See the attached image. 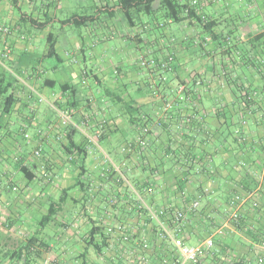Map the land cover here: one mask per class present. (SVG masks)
<instances>
[{"label":"crops","instance_id":"0c3cea01","mask_svg":"<svg viewBox=\"0 0 264 264\" xmlns=\"http://www.w3.org/2000/svg\"><path fill=\"white\" fill-rule=\"evenodd\" d=\"M202 4L208 19H217L211 54L201 49L197 25L172 29L171 23L164 31L170 40L162 33L153 39L144 34L150 29L144 26L146 13L134 12L129 21L113 0H0V88L14 99L10 113L0 109V264H78L84 258L88 264H125L87 245L92 229L107 224L126 225L136 237L131 254L125 248L118 253L132 263L137 264L136 254L149 257L148 264L172 258L171 245L158 239L139 211L138 195L154 209L188 211L198 203L183 233L189 245H198L212 230H226L203 264H242L258 250L252 237L229 221L227 202L235 193H250L241 210L244 224L264 231V213L252 206L254 201L264 207V186L250 172L256 161L264 171V66L257 67L259 57L264 60V0ZM68 10L83 13L63 16ZM71 26L84 30L64 48L59 36ZM51 35L54 57L48 56ZM117 41L129 45L114 53L130 68L123 69L121 60L98 70V55L110 61L104 51ZM169 53L175 56L171 71L151 64ZM140 57L151 62L141 70L143 85L133 67ZM182 78L194 90L188 100L176 92ZM243 84L260 97L246 128L237 125L244 114ZM65 114L75 131L71 139ZM143 124L149 129L146 145L123 150ZM71 140L76 147L69 155L63 146ZM110 163L130 188L114 183ZM71 187L67 200L58 203ZM109 195L116 204L108 202ZM139 239L148 242V251Z\"/></svg>","mask_w":264,"mask_h":264},{"label":"trees","instance_id":"16d2710c","mask_svg":"<svg viewBox=\"0 0 264 264\" xmlns=\"http://www.w3.org/2000/svg\"><path fill=\"white\" fill-rule=\"evenodd\" d=\"M194 1H196V3H194ZM113 2H114L115 6L120 7L121 11L123 13H125V16L128 18L129 21L133 20L132 17L134 15L133 14L134 12H141L142 11V12L149 14V15H152L154 13L160 14L161 19L159 17V19H160V21H159V19L157 18L156 19L157 23H155V25H159V24L162 25V27L161 26L160 27L163 29L162 35L164 37L167 36V34H165L166 32H164L165 28L168 25H170L171 23L181 24V23L186 22V23L191 24V25H197L199 27V29L201 30V32L203 33L202 40L199 43V44L202 43L200 45L201 49L204 50L206 54L212 53L211 48H210V44L212 43L213 39H217V37H218V35L214 32V27L217 24V19H213V20L208 19V17L205 15L204 10H203L204 6L202 4V0H184V1L183 0H113ZM156 2L158 3L157 7L154 6ZM74 24L79 25L78 23H76V21H74ZM147 25H149V24H147ZM228 40H229L228 45L231 46L230 39H228ZM48 43H49L48 56H50V57L56 56L57 55L56 48H55L56 37L51 35L48 38ZM205 43L207 45H205ZM208 48L210 50H208ZM229 50H230V52H232V48H230ZM169 57H172V59H173V62L170 64L171 70H172L173 64L175 63V56L171 53L167 54L163 59H161L160 61H158L156 63L155 62L151 63L149 61H147V63L148 64L151 63L154 66H161L162 62H164V61L166 62ZM259 59H258L257 67L262 68L264 66V60L261 59L260 57H259ZM261 61H263V63ZM159 69L162 71L161 68H159ZM171 70L166 69L163 72H169ZM181 80L182 81H179V85L176 88V92L178 94H180L181 96H183L184 100H188V98H190L189 93L190 92L193 93L194 90L190 89V86L187 85L188 82H187V80H185V78H182ZM203 83H204V81H201V82L197 81L198 85L202 86ZM179 86H183V88H184L182 90V92H180V93L178 92ZM239 93H240L239 98L242 101V108H243L244 114L240 117V119L237 120V125H239L242 128H246V127H248L250 117L253 116V114H254V111L252 110V106L257 105L258 102H260V101H258V100H260V97H259V93L257 90L251 89L250 86L245 85V84L240 86ZM0 101H1L0 102V109H2V112L10 113L11 105L14 102L13 96L7 94V90L4 91V90H2V88H0ZM144 127H147V125L145 124ZM66 128H68L67 129V131H68L67 136L71 139L72 134L75 132L73 129V124L66 125ZM148 134H149V132L144 133L143 128H142V131L137 136V138L142 137L144 144H142L141 142H137V138H136V141H134V143L133 142L130 143L123 150L132 149L134 145H141V146L146 145L145 136ZM75 147L76 146H75L73 141L71 143H69L67 146H63L64 150L69 155L75 153V150H74ZM108 165L110 166L108 173L113 177L114 183L118 186L130 188L129 182L124 177L121 169H120L121 172H118L115 169V166L113 163H110ZM252 166H254V167L250 166V169H251L250 172H251L252 178H254L258 183H260L264 186V171L262 170L263 165H261L260 162L256 161L255 163L252 164ZM21 170L24 173L25 177H27L28 179H32V176L30 175V172L28 171L27 168L22 167ZM72 189L73 188L71 187V188L64 190L61 193L60 198L58 199V203L65 202L68 198L69 191ZM138 196H140V195H138ZM236 196L246 198L247 200H246L245 204L251 198L250 193H245V192H244V194L241 192L235 193L230 198V200L227 202L228 203L227 206H229L230 202ZM107 199H108L109 203L116 204L115 203L116 202L115 195H109L107 197ZM138 203H140V201H138ZM244 205H243V207H244ZM252 206L254 207V209L258 210L259 212L264 213V207L260 206L258 202L253 201ZM167 209H169L168 211H171V212L177 211V210L171 209V208H167ZM139 211L142 212L144 215H146V213H147L143 207L139 208ZM178 211H182V210H178ZM189 211H193V210H188V213H189ZM50 212H52V211H50ZM50 214H52V213H50ZM244 215L245 214L240 211L239 218L236 221H232V224L235 227H237V229L243 230V231H245V233H247V235L251 236L253 241L256 244H258V246H262L264 244V231H262L259 228H255V227H253V229H251V227H248L247 223L244 224V221L246 220ZM145 222L147 224L152 223L153 224L152 228L153 229L156 228V226L154 225V223L150 219H146ZM240 222H243L244 225H241L242 223H240ZM253 231H255L256 233ZM261 231H262V233H260ZM211 232L209 234H211ZM182 236L185 239L184 234H182ZM262 236H263V238H262ZM126 237H127V239H125ZM136 241H137L136 237H133L131 235L129 227H127L126 225L107 224V225H104V227H94L92 229V231L90 232V235L87 239V245L93 247L97 252H100V253H102L105 250L106 253L108 254L107 258L111 262L114 261V263H115L117 259H122L125 264H134V263H132L133 261L130 260L129 256H128V258L124 257V254L122 256H119L118 253H119V251H121L120 248H125L126 251H124V253H128V251L133 249V246H134ZM139 242H140L141 247L143 249H144L143 244H145V242L148 244L147 241H144L142 239H139ZM218 242L219 241L216 238L215 239L216 248L218 247ZM30 244L26 245L25 248L30 247ZM166 244H169V243H166ZM169 245H171V247L173 249L174 253H171L173 257L168 258L166 256L165 257L160 256V257H158V259H161V261L159 263H152V264H177L176 263V261L178 259L177 251L173 247L172 244H169ZM144 250L148 251L149 245H148L147 249H144ZM262 253L264 256V251H262ZM129 254H131V251ZM136 256L137 257H135V259L136 258L137 259L136 260L134 259V260L137 264H143V263L148 264L149 257H147V259H146V258H138L137 254H136ZM142 257H144V256H142ZM165 259L167 260V263H164ZM78 264H88L87 259L84 258ZM116 264H118V263L116 262Z\"/></svg>","mask_w":264,"mask_h":264},{"label":"built area","instance_id":"2783aa9c","mask_svg":"<svg viewBox=\"0 0 264 264\" xmlns=\"http://www.w3.org/2000/svg\"><path fill=\"white\" fill-rule=\"evenodd\" d=\"M196 3V1H194ZM205 45H207L205 43ZM208 50H210L208 48ZM260 60V59H259ZM173 62L172 57H169L167 61L162 62L161 66H156L165 71L166 69L171 70L170 64ZM263 63V61H261ZM138 63H140L141 67L146 68L148 66L147 61L144 57H140L138 59ZM183 86H179L178 92H182ZM40 102L45 101L44 98H39ZM1 102V101H0ZM169 106V104H167ZM62 120L64 125L72 124L71 117L68 114L62 115ZM143 132H149L147 127H144L143 124ZM137 142H141L144 144L143 138L138 137ZM115 169L118 172L120 168L116 165ZM16 190V189H15ZM142 207L146 210V218L150 219L154 225L156 226V232L158 235V239L161 242L172 244L173 247L177 251L178 259L176 261L177 264H202L207 257L213 254L216 251L215 239L221 238L224 236L225 232L223 228H217L213 230L211 234H209L205 239L202 240L198 245H189L184 237L182 236L184 229L186 228L188 222V211H168L169 209H154L147 205L143 198L138 196ZM246 198H242L240 196H236L229 204L228 209L230 211L229 221H236L239 218V213L243 208V205L246 202ZM256 205V204H255ZM198 208V203L192 204L189 210L195 211ZM127 239V237L125 238ZM144 249H147L148 244L145 242L143 244ZM258 250L255 249L253 256L247 257L242 264H264V256L262 251H264V244L262 246H258ZM164 263H167V260H164Z\"/></svg>","mask_w":264,"mask_h":264},{"label":"rangeland","instance_id":"374dc122","mask_svg":"<svg viewBox=\"0 0 264 264\" xmlns=\"http://www.w3.org/2000/svg\"><path fill=\"white\" fill-rule=\"evenodd\" d=\"M89 1H86V3H84V7L85 8H87V5H90L91 3L89 2ZM157 5H158V3L156 2L155 3V7H157ZM76 12H78L79 14H82L83 12H81V11H71V10H68L67 12H65V13H63V16H67L68 15V17H70V16H72L74 13H76ZM86 13H90L89 11H85ZM146 16H145V21L149 24V27H150V29H149V27L147 26V24L146 25H144L147 29H149L147 32H145L144 34H149L150 36H152L153 37V39H154V37H156V36H159V34H161L163 31L161 30L162 28H156V25H155V22H156V19L158 18L159 19V17H160V19H161V15L160 14H157V13H154V14H152V15H149V14H145ZM122 17L124 18V16H123V14H122ZM160 19H159V21H160ZM172 26V29H174V28H177L178 27V24L177 23H174L173 25H171ZM60 27V24H58V23H56V25L54 26V28H59ZM84 30V27H77V26H71V27H68L67 28V30H66V32L65 33H62L60 36H59V39L64 43L63 44V47L65 48V46H66V44H68L69 46H70V44H69V42L71 41V40H74L75 38H77L79 35H80V31H83ZM121 30H123V28H122V25L121 24H119L118 26H117V32H121ZM167 30H169V29H167ZM166 30V31H167ZM53 32L55 33L56 31L55 30H53ZM138 32V31H137ZM179 34H181V33H179ZM178 34V35H179ZM168 35H170V32H168ZM165 36L164 38H165V40H170V37L169 36ZM177 35V36H178ZM148 36V35H147ZM180 36V35H179ZM183 37V35H181V38ZM112 44H114L113 46H111V49H109V50H106V51H104V55L105 56H107L108 58H109V60L110 61H105V60H103L104 58V56L102 55V54H99L98 56H99V62H98V70L99 69H102V68H109V69H111V68H113L114 66H116V65H118L119 64V62L121 61V60H123L122 61V63L124 64V66L122 67L123 69H126V70H128V68H130L128 65H127V63H128V61L127 60H124V58L121 56V55H116L114 52V50L115 49H119V48H129V45H127V43H125V42H123V41H117V42H112ZM130 51H133V50H131V49H129V52ZM100 52V51H99ZM98 52V53H99ZM125 52H127V51H125ZM97 53V52H96ZM65 55V53H63V55L62 56H64ZM129 55V54H128ZM134 60V59H133ZM146 61H147V59H146ZM82 68L84 67L83 65L81 66ZM90 67V66H89ZM131 67H132V65H131ZM133 67L135 68L134 70L135 71H137V73H139V78L141 79V81H142V85H143V83H144V72H142L141 70L142 69H145L144 67H141V65H140V63H138V61L136 60V63L133 61ZM149 67V66H148ZM148 67H146V68H148ZM113 70H115V68L113 69ZM89 84H90V86H94V84H93V81H92V79L91 78H89ZM147 87H148V85H147ZM137 88V87H136ZM99 89L103 92V93H106V91H107V87H99ZM144 89V91H145V88H143ZM149 89V88H148ZM135 90V89H134ZM128 132V131H127ZM127 132H125V133H127ZM128 136L130 135V133L129 134H127ZM134 140H136V139H134ZM133 140V141H134ZM9 154H11L12 153V151L11 150H9V152H8ZM20 175H21V173H20ZM22 176V175H21ZM2 180V179H1ZM18 180V179H17ZM225 232H226V230H224ZM227 232H228V230H227ZM244 233V232H243Z\"/></svg>","mask_w":264,"mask_h":264}]
</instances>
